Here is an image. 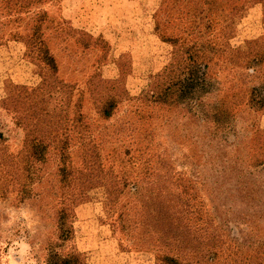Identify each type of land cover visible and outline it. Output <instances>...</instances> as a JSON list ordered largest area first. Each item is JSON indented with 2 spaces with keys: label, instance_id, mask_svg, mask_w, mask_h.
Wrapping results in <instances>:
<instances>
[{
  "label": "rangeland",
  "instance_id": "1",
  "mask_svg": "<svg viewBox=\"0 0 264 264\" xmlns=\"http://www.w3.org/2000/svg\"><path fill=\"white\" fill-rule=\"evenodd\" d=\"M193 42L210 92L154 101ZM257 51L264 0H0V264H165L170 242L144 207L165 186L151 173L168 170L212 216L203 264H264V192L239 193L250 175L264 188Z\"/></svg>",
  "mask_w": 264,
  "mask_h": 264
},
{
  "label": "trees",
  "instance_id": "2",
  "mask_svg": "<svg viewBox=\"0 0 264 264\" xmlns=\"http://www.w3.org/2000/svg\"><path fill=\"white\" fill-rule=\"evenodd\" d=\"M191 48H196L193 53L188 57L191 64L183 69L177 78H169L161 87L155 88L156 91L151 93L154 101L167 105L185 104V106H192V103L199 100L202 95L209 93L211 84L206 80L204 69L206 68L205 55L201 50V46H196V43L191 44ZM198 47V48H197ZM257 58L255 59V57ZM253 61L256 64H261L264 60V51L256 52L254 54ZM264 85L260 88L254 89V95L251 96V106H255L258 109L264 108ZM190 106V107H191ZM113 103L108 102L105 108L102 110V114L105 118H109L112 114ZM216 114V113H214ZM215 121L219 124V127L226 129V117L215 116ZM0 140H4L2 133L0 132ZM264 165V160L259 161L251 165L253 168ZM243 173V171H239ZM155 180L163 181L165 186L158 187L155 192L150 195L151 203L144 207L145 210L153 211L155 217V227L158 233L162 232L161 238L165 241H169V253L164 254L161 260L165 264H203L197 255L202 256L208 254L209 257L216 255L214 251L215 243L218 242V238L212 229V219L208 215L205 209L204 201H199L194 193V188L190 180L183 178L179 173H173L168 170L163 178L160 175H155ZM251 174V173H250ZM157 176V177H156ZM251 180L244 181L245 187L240 191L242 198H250L255 200L259 196L263 197L264 188L260 190L255 189L257 178L254 176ZM243 193V194H242ZM207 196V195H206ZM244 196V197H243ZM261 199V198H260ZM195 202V203H194ZM197 234L202 237L199 238ZM198 239L201 240L200 243ZM208 240L209 248L201 250V246H205V241ZM186 251L193 253L194 255H183ZM205 251V252H204ZM46 264H80L79 258L75 254H70L65 257H60L56 254H51ZM242 264V262H240Z\"/></svg>",
  "mask_w": 264,
  "mask_h": 264
}]
</instances>
